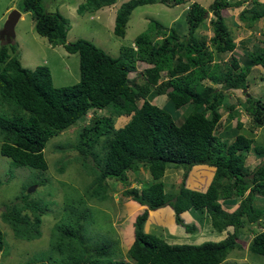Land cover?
Listing matches in <instances>:
<instances>
[{
	"label": "trees",
	"instance_id": "1",
	"mask_svg": "<svg viewBox=\"0 0 264 264\" xmlns=\"http://www.w3.org/2000/svg\"><path fill=\"white\" fill-rule=\"evenodd\" d=\"M184 1L128 0L115 11L112 34L124 37L129 16L137 7H169L170 2L179 5ZM244 2L213 0L206 9L192 2L183 13L186 32L182 35L172 26L150 19L131 45L118 48L117 56L111 57L84 39L66 43L70 26L57 10H46L43 0H22L18 11L29 14L35 34L51 48L62 46L65 55L77 56L78 79L53 87L47 67L25 69L17 59L14 43L0 45V155L14 168L44 171L46 142L69 126L82 124L90 114L71 147L78 152L73 161L90 177L84 196L103 200L107 179L127 185L128 172L135 173L141 167L151 180L139 191L122 193L135 212L132 241L125 252L130 264H221L231 251L240 250L237 237L251 224L260 230L251 236L247 252L264 258V206L255 205L257 197L264 200V141L241 133L240 121L233 129L228 122L243 114L249 118L247 132L264 127V101L260 98L244 93L243 101L227 103L229 91L247 88L246 75L252 67L264 70L263 37L250 49L240 41V56L233 55L236 44L222 11ZM114 3L83 0L76 13H93ZM208 13L212 14V35L202 39L196 32ZM237 19L248 30H254L257 23L264 28V0H251L237 13ZM225 54L229 56L226 61L216 60ZM136 62L147 64L139 74L142 84L128 79ZM67 76L71 78L69 73ZM158 96L165 97L162 107L150 103ZM179 109H183L182 120L175 124L170 111ZM222 111L228 121L219 136ZM118 117L128 121L115 129ZM249 156L259 160L252 171L245 166ZM169 165L181 169L175 194L163 190L162 177ZM194 166L213 169L200 192L184 184ZM68 199L49 234L45 257L28 264H128L118 260L120 252L112 241L87 234L90 215L82 197ZM47 206L23 195L0 218L13 238L32 241L40 237L41 215L49 210ZM164 207L170 208L173 223L186 234L196 231L195 224L187 225L181 218L183 213L188 220L184 212L189 210L203 212L215 232L232 228V233L217 242L169 245L142 229L148 212ZM136 208L142 209L137 212ZM0 253L5 254L1 231Z\"/></svg>",
	"mask_w": 264,
	"mask_h": 264
},
{
	"label": "rangeland",
	"instance_id": "2",
	"mask_svg": "<svg viewBox=\"0 0 264 264\" xmlns=\"http://www.w3.org/2000/svg\"><path fill=\"white\" fill-rule=\"evenodd\" d=\"M22 0H0V31L10 11H18V6ZM128 0H115V3L106 8H102L93 13H83L78 15L76 7L83 0H43L44 7L48 11L57 10L64 17L70 26L65 42H73L76 39H84L92 43L95 47L102 50L111 57H116L118 48L129 46L134 37L142 33L150 19L160 22L167 27H173L176 32L185 34L186 26L183 13L186 11L192 2L198 3L202 8H207L213 0H185L182 4L172 5L169 7L160 4H147L135 8L126 23L125 35L123 38H117L112 34L113 18L118 6ZM262 1V0H259ZM251 0L245 2L235 9L228 8L222 11L226 24L235 42V50L233 55L240 56L239 42L243 46L250 49L253 43L263 40L264 28H261L257 23L256 28L250 30L244 28L237 19V13L245 6L247 8ZM212 19V14L208 13L206 20L202 26L197 29L198 37L208 39L212 35L209 21ZM172 24V25H171ZM33 22L27 13L20 12V17L14 26V40L11 44H15V54L21 66L25 69L32 70L37 66H45L49 69L52 86L61 87L74 83L78 79V60L75 54L65 55L62 46L51 48L45 39L40 38L33 31ZM5 40L0 39V45H6ZM64 51V52H63ZM65 53V54H64ZM228 54L218 56L217 61H226ZM147 64L136 62L134 71L128 74V79H132L137 84H142L143 79L139 75ZM71 76L69 78L67 75ZM163 75V74H162ZM70 79V80H69ZM246 84L248 87L244 90H232L228 92L227 103L234 104L235 99L243 101L246 93L253 99L260 98L264 101V70L260 67H252L246 75ZM150 103L162 107L165 103L164 96H158L150 100ZM139 105V103H138ZM236 105V104H235ZM183 109L171 110L170 115L178 124L181 122V113ZM223 112V111H222ZM102 115L106 112H102ZM91 118L87 114L82 120V124L71 125L65 130H62L57 136L51 137L43 148V157L46 163V169L38 172L28 168H14L10 161L0 155V214L8 209L11 204L21 201L23 195H28L32 201H37L48 204V209L41 215V224L39 227L40 237L32 241H21L13 238L9 228L2 223L0 218V231L4 238L5 254L0 253V264H28L30 262L37 263L36 260L44 258V254L48 249L49 234L57 220L63 215V205L69 198L76 199L77 196L82 197L85 201V206L88 209L89 217L87 221V234L95 238L104 237L112 241L120 252V258L128 264L131 262L126 259L125 252L132 241V221L134 213L129 205L128 198L123 196L124 190L136 189L139 191L142 187L151 183V180L146 171L141 167L135 173L127 174V185H123L112 179L105 181L107 190L105 191L106 198L101 201L87 199L84 195V189L88 186L90 177L89 174H84L78 162L73 159L78 156L72 146L77 142V135L82 125H86ZM128 121L127 117H118L114 119L113 126L115 129L122 127ZM227 114L225 111L221 117V127L218 135L222 136L221 130L227 124ZM242 123V131L246 136H253L256 141H264V127L258 128L254 133L250 129L247 132V124L249 118L246 115H241L236 120L228 121L230 128L233 129L236 122ZM224 128V127H223ZM240 132V131H239ZM70 160L64 167L59 166L62 162ZM259 160L249 156L245 160V166L248 171H252ZM264 161V158H263ZM173 165L167 166L162 177L163 190L168 193L175 194L180 182L181 169H174ZM61 169V173L58 170ZM210 173L208 180L211 178V171H205L202 178L196 179L197 173L193 171L191 178H186L184 184L189 189L195 191H203L205 187L192 188V183L197 180V184L207 186V175ZM203 176L205 180H203ZM195 178V179H194ZM187 179H189L187 181ZM191 181V182H190ZM34 182L37 185H34ZM32 188L30 193L27 189ZM24 189V190H23ZM18 197V198H17ZM69 200V199H68ZM18 201V202H17ZM256 207L264 206L263 197H257ZM140 212V210H136ZM191 211V210H190ZM193 216L196 219L183 221L187 225L195 224L196 231L191 234H186L179 228L171 230L169 228V236L167 227L171 224L166 220L165 227L159 228L150 223H146L143 232L160 239H164L170 245H198L203 242H217L232 233V228H226L223 233H217L211 229L209 220L201 211L192 210ZM208 220V221H207ZM85 224V223H84ZM260 229L253 224L242 229L237 237V242L240 245V250L231 251L221 264H264V258L255 256L247 252L246 246L251 236L257 233Z\"/></svg>",
	"mask_w": 264,
	"mask_h": 264
},
{
	"label": "crops",
	"instance_id": "3",
	"mask_svg": "<svg viewBox=\"0 0 264 264\" xmlns=\"http://www.w3.org/2000/svg\"><path fill=\"white\" fill-rule=\"evenodd\" d=\"M156 98V97H155ZM195 171V173H197L196 175V179H199V178H202V174L203 172L205 171V174L207 173V171H211V175H212V171L213 169L212 168H209V167H205V166H194L190 169L189 173H188V177L187 178H190V179H193L191 178V173ZM210 176V173H208L207 175V180ZM195 179V178H194ZM189 179H187L188 181ZM203 180H205V177L203 176ZM210 180V179H209ZM208 180V182H209ZM197 180H194L193 183L191 184L192 185V188H198V187H206L205 185H200V184H197L196 182ZM189 182V181H188ZM191 182V181H190ZM205 189V188H204ZM196 190V189H194ZM137 210H141L142 208H136ZM160 210H163L164 213L163 215L160 213ZM183 214V213H182ZM181 214V218L183 221H189V220H193V219H196L195 216H193V213H191V211H187V212H184V214H186L188 216V220L184 219L183 215ZM167 221V222H170L171 224H169L167 227V230L169 231V228H176L177 226L174 225L173 223V217H172V211L170 210V208L168 207H164V208H160V209H157L155 211H152V212H148V216H147V219L144 223V226L145 224L148 222L150 223L151 225H154L156 227H159V228H162V227H165V223L163 224L164 221ZM143 226V228H144ZM178 228V227H177ZM224 232V231H223ZM221 232V233H223ZM170 231L168 232V234H166V236L168 235L169 238H170V235H169ZM220 233V234H221ZM172 234V233H170ZM164 240V239H163ZM165 241V240H164Z\"/></svg>",
	"mask_w": 264,
	"mask_h": 264
},
{
	"label": "water",
	"instance_id": "4",
	"mask_svg": "<svg viewBox=\"0 0 264 264\" xmlns=\"http://www.w3.org/2000/svg\"><path fill=\"white\" fill-rule=\"evenodd\" d=\"M20 17L19 11L12 10L8 14L3 27L0 31V38L9 43L14 38V26ZM32 188L27 189V193H30Z\"/></svg>",
	"mask_w": 264,
	"mask_h": 264
},
{
	"label": "clouds",
	"instance_id": "5",
	"mask_svg": "<svg viewBox=\"0 0 264 264\" xmlns=\"http://www.w3.org/2000/svg\"><path fill=\"white\" fill-rule=\"evenodd\" d=\"M20 13V12H19ZM1 40H4V39H2V38H0ZM14 40V38L11 40V41H13ZM11 41L9 42V43H11ZM8 44V43H7ZM54 48V47H53ZM247 87H248V85H247ZM242 91V90H241ZM245 91V90H244ZM248 95L246 94V97H247ZM169 208V207H168ZM148 216V215H147ZM173 217V216H172ZM175 225V224H174ZM222 240V239H221ZM167 244H169L168 242H166ZM170 245V244H169Z\"/></svg>",
	"mask_w": 264,
	"mask_h": 264
}]
</instances>
